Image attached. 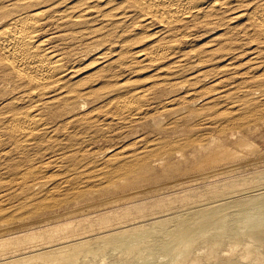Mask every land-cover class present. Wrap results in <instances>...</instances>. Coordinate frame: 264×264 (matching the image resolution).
Returning <instances> with one entry per match:
<instances>
[{"label": "rangeland", "instance_id": "rangeland-1", "mask_svg": "<svg viewBox=\"0 0 264 264\" xmlns=\"http://www.w3.org/2000/svg\"><path fill=\"white\" fill-rule=\"evenodd\" d=\"M120 2H6L42 12L35 39L58 51L66 75L42 96L0 68L1 122L33 106L44 120L39 138L17 147L0 128V147L8 149L0 160V222L36 216L30 228L13 224L10 238L62 228L0 250V264L44 252L58 256L53 264H169L182 253L179 260L195 264H264V34L252 26L256 3L193 16L183 27L191 35L180 37L157 18L144 27L143 13ZM132 25L135 32L119 39ZM164 40L179 53L133 62L137 51ZM60 93L63 100L44 103ZM241 139L255 146L242 149ZM221 145L242 156L207 165ZM158 157L169 167L108 189L124 178L119 169ZM42 163L49 165L40 185L18 181Z\"/></svg>", "mask_w": 264, "mask_h": 264}, {"label": "bare ground", "instance_id": "bare-ground-1", "mask_svg": "<svg viewBox=\"0 0 264 264\" xmlns=\"http://www.w3.org/2000/svg\"><path fill=\"white\" fill-rule=\"evenodd\" d=\"M7 1H14V0H0V68H10L14 72V74H17L18 76L22 77L21 79L23 80L24 83H27L32 89H34L32 92L40 91V94L43 96V94L45 95V94L50 92V90H48L49 92L44 91V89H46V87H48V86L50 87V85H52V84L55 85L56 82L60 83V81H62L63 76L66 75L64 73L65 70L63 69L62 63H61L62 57H60V54L58 53V51H56L54 49L45 48L44 46L46 44H44L45 43L44 41H38L35 39L37 32L41 29V26L43 25L44 20H45V19H43L42 15H41L42 12L30 10V8L32 6L29 4L23 8L22 6H19L17 4H9L8 5V4H6ZM16 1H20V0H15V3H16ZM110 1H112V0H110ZM108 2L109 1H107V3ZM122 2H120V3H122L123 5H126L125 7L127 9H129V10H127V12L132 10L133 12L134 11H140L141 13H143V16L146 17V18H144L143 23H142V25L144 27L145 26L150 27L152 25L151 22L157 18V20L160 21L161 25L163 24L165 27H168L169 29L168 28L167 29L170 30L171 32H173V34L180 32L182 35V36L179 35L180 37L191 35V33H189V34L187 33L188 31L184 32L185 29L183 27H185L186 23L191 22L190 20L193 16L196 17V15L197 16L201 15L202 17L203 16L205 17L208 14L210 9L215 10L217 13H219L221 11L222 12H224V11L228 12L227 10L231 11V10H234L236 8H239L240 6H245V5H250V4L253 5L256 3L255 4L256 6H254V8H252L253 9V15L251 14L252 26H254L255 29H257L256 31L258 33L264 34V0H215L211 5L202 4L204 2V0L203 1L202 0H122ZM14 5H16V6L14 7ZM20 7H22V9H19ZM116 8H118V7H116ZM87 9H89V8H87ZM87 9L84 11L82 10L84 14L88 13ZM252 9H251V11H252ZM46 11H47V9H46ZM89 11H90V9H89ZM43 12H45V10H43ZM127 12H124L121 15H123V14L125 15V13H127ZM83 13L82 14L79 13V16L83 17V15H84ZM106 13H107V11H106ZM233 18H235V17H233ZM120 20L121 19H118L115 22L116 23H119V22L123 23V21H120ZM231 24H232L231 22H228V23L223 22L222 23V25H224L226 27L227 26L230 27ZM137 26H138V24H137ZM137 26L135 27L134 25H132V26H127V27L123 28L121 31V34L119 35V39L121 38L120 36L126 35L125 33H130L131 31L133 32L134 30H136V28H138ZM220 26H221V24H220ZM162 30L164 31V29H162ZM171 32L168 33L169 36H170ZM159 33L160 32L155 33V34H159ZM115 35H114V37H115ZM117 39H118V37H117ZM129 39H127V40L123 39L122 44L126 42L125 45H127L128 44L127 41ZM131 41H132V39H131ZM153 43H155V44H153ZM173 43L165 42V40H164V42H162V41L153 42L152 41V43H151L152 45L150 44V46H147V47L142 48L139 51H137L140 54H139V56H135V58H134L135 60L133 62L153 61V60H158V59L160 60L161 58L164 59L165 57H167L166 55L174 53L176 51L177 43H175V42H173ZM137 52H136V55H138ZM176 52H178V51H176ZM102 54L103 53H101V55ZM51 87H53V86H51ZM56 89H58V88H56ZM65 94L66 93H64V94L60 93L59 95H54V94L49 95L48 94L49 96H47V97H49V98L44 103L45 104H48V103L51 104L55 99L63 100V98L66 97ZM38 97H40V96H38ZM126 102H128V101H126ZM134 104L135 103H133V105ZM133 105H132V101H131V103L129 102L125 106L124 105L123 106H124V108L130 109V108H132ZM125 110L124 111L121 110V111L126 112L127 110L126 111ZM41 111L42 110L40 108L37 109L35 106H33L28 110L19 111L18 113L13 114L11 116V118L9 117L10 119H8V121L6 122L7 123L6 125H5L4 121H2L4 123L1 124L2 122L0 120V128L3 130L4 129L8 130V132L10 133V136H12L15 139L14 140L15 141V147L20 146V145H25V144L30 143L32 141H36L39 138V136L37 134H38V132H40V130L42 128H44V126H43L44 120H42V116H41L42 112ZM0 115H2V114H0ZM45 128H46V126H45ZM253 144L251 142H247V141L242 140V139L238 142V146L242 149H251L252 150L253 147L255 146ZM7 153H8V149H2L0 147V160L5 158V155ZM174 154L176 155V157H178L180 159L181 158L184 159V153H182L180 150H176L174 152ZM241 156H242V153H240L239 151H236L234 148L221 145V146H219V148L217 150L214 151V153L212 152L211 156L210 155H209V157L207 156L208 158L206 160V164L210 165V166L211 165L214 166V165H217L219 163L220 164L224 163L226 161L236 160V159L240 158ZM48 165H49V163H42L39 166H36V167L33 166L32 168L27 169L26 171L21 173L20 177H18L19 178L18 181L19 180L30 181V182H32V184L40 185V183L43 182V180L41 179V177L39 175H41L40 173L44 172L43 169L46 168ZM172 166H174V165H172ZM154 167H163L166 169L167 167H169V163L160 157L155 158L150 162L146 161L144 158H141L140 160H138V162L119 169L116 172V174L118 173V174L124 175V178L122 180H120L118 183H115L114 185H110V187L108 189H111L114 191V190L119 189V188L124 189L127 187H131L132 184L137 183V182H143L146 178V173L148 172V170H150ZM217 167L218 166H215V168H217ZM215 171L217 172L216 169H215ZM113 173H114V171H113ZM164 173H166V172H164ZM113 177H114V174H113ZM48 183L49 182H47V184ZM57 185H58V183H57ZM94 194H95V192H94ZM82 196H84V194H82ZM2 211H3V209H2ZM33 211H34V209H33ZM125 215H127V214H125ZM2 218H4V217H2ZM34 218H36V216H34ZM34 218L33 217H27V218H21L20 217L21 220H18L16 222L17 225L14 223H11L15 220H12V221H10L9 219L8 220H2L0 222V250L4 251L6 249H11L15 244L16 245L24 244V243H27L29 241H32V240H35L38 238H42L45 236H50L51 234L59 233L62 231V228H53L52 230H47L43 233L38 232V234H31L29 236H20L17 238H10L9 232H11L10 229L14 227L13 224L15 225V228L19 227V226L23 228L24 226L26 227V225H28V228H30L29 225L33 221ZM66 228H68V227H66ZM79 244H77V245H79ZM257 245H260V242H258ZM67 248H68L67 246L62 247L60 250L58 249V252L59 253L63 252ZM52 253L53 252H51V253H45L44 252V254L31 255V256L23 257L21 260L10 261V262L3 263V264H20L21 261L29 262L30 264H53V262L57 259L58 256L56 257V255H52ZM182 255H183V253L180 256H170L168 258L169 264H195L194 259L186 261V262H182L181 260H179V258ZM60 256H62V254Z\"/></svg>", "mask_w": 264, "mask_h": 264}]
</instances>
